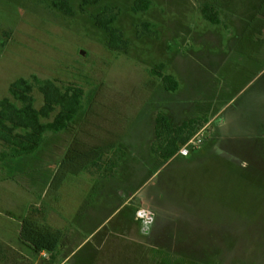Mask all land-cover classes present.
Segmentation results:
<instances>
[{
  "label": "rangeland",
  "instance_id": "rangeland-1",
  "mask_svg": "<svg viewBox=\"0 0 264 264\" xmlns=\"http://www.w3.org/2000/svg\"><path fill=\"white\" fill-rule=\"evenodd\" d=\"M82 1L65 15L0 0V100L36 75L82 87L87 101L28 163L42 172L0 163V264H264V0H150L137 13L135 0ZM104 6L120 9L113 26L127 49L110 50L95 25ZM142 22L156 36H139ZM158 64L181 90H163ZM157 114L197 121L189 155L155 163ZM139 208L180 227L152 235ZM28 215L63 233L56 254L21 244Z\"/></svg>",
  "mask_w": 264,
  "mask_h": 264
},
{
  "label": "trees",
  "instance_id": "trees-1",
  "mask_svg": "<svg viewBox=\"0 0 264 264\" xmlns=\"http://www.w3.org/2000/svg\"><path fill=\"white\" fill-rule=\"evenodd\" d=\"M51 7L58 9L65 15H73L70 0H41ZM99 0H83L82 6L94 4ZM150 0H135L131 10L134 13L146 11L150 7ZM204 5L201 8L203 17L212 22L219 23L217 11ZM120 15V9L115 6H104L100 12L93 16L95 25L107 34V46L112 51L127 49L128 41L121 30L113 24ZM149 22H142L138 35H154ZM163 64L151 68L150 74L161 83L166 92L178 90L176 79L162 72ZM37 89L43 98L40 107H36L33 91ZM87 111V101L82 87L76 85L61 86L55 80L39 79L36 75L29 78L16 79L8 89V96L0 100V142L3 150L0 152V163L5 170L17 167H29L31 172H42L44 163L29 164L36 160L40 147L46 141L47 135L64 131L69 124L77 120ZM197 121L189 119L179 125H173L166 114H157L155 118L156 146L152 151L156 156L155 163L163 165L173 156L179 148L193 135ZM32 167V169H31ZM30 215V214H29ZM26 216L19 227V238L27 243L35 253L42 251L54 253L62 242L63 233L41 224L33 216Z\"/></svg>",
  "mask_w": 264,
  "mask_h": 264
},
{
  "label": "built area",
  "instance_id": "built-area-1",
  "mask_svg": "<svg viewBox=\"0 0 264 264\" xmlns=\"http://www.w3.org/2000/svg\"><path fill=\"white\" fill-rule=\"evenodd\" d=\"M196 137L197 135L190 138L185 144H183L179 148L177 155H180V156L189 155V147L193 149L194 147H197L198 145ZM136 218L144 222L145 224L150 225L149 231L152 235H155L156 231L158 230L159 225L162 224L161 221L157 218L156 214H153L152 212H150L149 210L145 208H139L137 210Z\"/></svg>",
  "mask_w": 264,
  "mask_h": 264
},
{
  "label": "crops",
  "instance_id": "crops-1",
  "mask_svg": "<svg viewBox=\"0 0 264 264\" xmlns=\"http://www.w3.org/2000/svg\"><path fill=\"white\" fill-rule=\"evenodd\" d=\"M173 76V75H172ZM177 81V80H176ZM177 83H178V81H177ZM181 88H182V86H180V88H179V83H178V90H181ZM184 91H186V89H183ZM171 119V118H170ZM190 119H193V118H190ZM185 120H183L182 122H184ZM171 122H172V119H171ZM181 122V123H182ZM173 123V122H172ZM181 123H179V124H181ZM173 125H174V123H173ZM178 125V124H177ZM178 155L176 154L175 156H173L171 159H169L166 163H168V162H170V161H172L173 159H174V157H177ZM166 163H164V164H166ZM159 215H162V216H166V217H168V218H171V219H174V217H172V216H170V215H168V214H164V213H158ZM176 219V218H175ZM174 219V220H175ZM179 220V219H178ZM82 221V220H81ZM177 221V220H176ZM79 225V224H78ZM81 225V224H80ZM176 229V227H173V226H169V225H166V224H161V225H159V227H158V234H157V237H159V235H160V231L161 230H163V229H167V230H170V229ZM78 229H74L73 230V235H74V232H76ZM79 230H80V228H79ZM18 232H19V228L17 229V234H18ZM18 238H19V235H18ZM70 238V241H69V243L71 242V238H73V236H70L69 237ZM19 240H20V242H21V244L22 245H25V246H27L29 249H31V247L27 244V243H25V242H23L20 238H19ZM62 246V245H61ZM61 246H60V248H61ZM59 248V249H60ZM44 252H41L40 254H43ZM55 254H56V252H54ZM68 257V256H67ZM64 261H66L65 259L61 262V263H63Z\"/></svg>",
  "mask_w": 264,
  "mask_h": 264
},
{
  "label": "water",
  "instance_id": "water-1",
  "mask_svg": "<svg viewBox=\"0 0 264 264\" xmlns=\"http://www.w3.org/2000/svg\"><path fill=\"white\" fill-rule=\"evenodd\" d=\"M157 218L161 221V223L169 225V226H173V227H180L178 221L168 218L166 216H162L157 214Z\"/></svg>",
  "mask_w": 264,
  "mask_h": 264
}]
</instances>
